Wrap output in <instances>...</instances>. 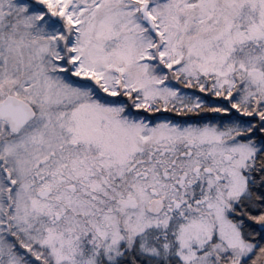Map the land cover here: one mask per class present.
I'll list each match as a JSON object with an SVG mask.
<instances>
[{"label": "snow or ice", "instance_id": "snow-or-ice-1", "mask_svg": "<svg viewBox=\"0 0 264 264\" xmlns=\"http://www.w3.org/2000/svg\"><path fill=\"white\" fill-rule=\"evenodd\" d=\"M0 264H264V0H0Z\"/></svg>", "mask_w": 264, "mask_h": 264}]
</instances>
